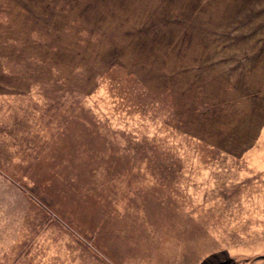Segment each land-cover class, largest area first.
Listing matches in <instances>:
<instances>
[{
    "label": "rangeland",
    "instance_id": "rangeland-1",
    "mask_svg": "<svg viewBox=\"0 0 264 264\" xmlns=\"http://www.w3.org/2000/svg\"><path fill=\"white\" fill-rule=\"evenodd\" d=\"M0 264H264V0H0Z\"/></svg>",
    "mask_w": 264,
    "mask_h": 264
}]
</instances>
